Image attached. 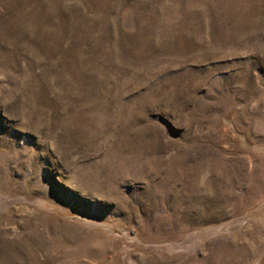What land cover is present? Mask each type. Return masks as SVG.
Listing matches in <instances>:
<instances>
[{
	"label": "rangeland",
	"instance_id": "374dc122",
	"mask_svg": "<svg viewBox=\"0 0 264 264\" xmlns=\"http://www.w3.org/2000/svg\"><path fill=\"white\" fill-rule=\"evenodd\" d=\"M0 264H264V0H0Z\"/></svg>",
	"mask_w": 264,
	"mask_h": 264
}]
</instances>
